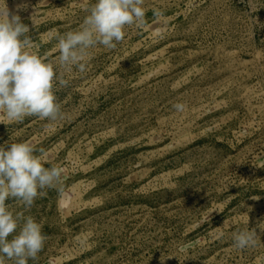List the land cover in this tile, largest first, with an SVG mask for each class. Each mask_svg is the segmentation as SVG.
<instances>
[{"label": "rangeland", "instance_id": "1", "mask_svg": "<svg viewBox=\"0 0 264 264\" xmlns=\"http://www.w3.org/2000/svg\"><path fill=\"white\" fill-rule=\"evenodd\" d=\"M94 2L6 0L56 65L57 37ZM145 9L146 26L90 49L85 72L58 68L62 119L0 123V145L28 142L63 171V196L6 201L47 237L28 264H264V0ZM248 228L261 239L240 250L234 233Z\"/></svg>", "mask_w": 264, "mask_h": 264}, {"label": "clouds", "instance_id": "2", "mask_svg": "<svg viewBox=\"0 0 264 264\" xmlns=\"http://www.w3.org/2000/svg\"><path fill=\"white\" fill-rule=\"evenodd\" d=\"M86 11L78 28L57 37L56 65L32 51L29 27L18 14L10 13L6 0H0V123H20L26 117L62 119L55 90L57 82L59 87L68 86L64 72H85L90 49L102 46L113 50L125 39L126 27L146 26L145 0H95ZM153 13L154 19L164 15L158 9ZM58 68L64 72H58ZM173 107L178 112L185 110L182 103ZM36 151L28 142L6 141L0 145V264L36 261L47 240L39 222L23 212L14 214L6 201L16 200L30 209L37 198L47 195L48 189L64 194L62 169L45 167ZM233 239L234 246L244 250L256 247L261 238L255 229L248 228L234 233ZM169 258L161 254V264Z\"/></svg>", "mask_w": 264, "mask_h": 264}]
</instances>
